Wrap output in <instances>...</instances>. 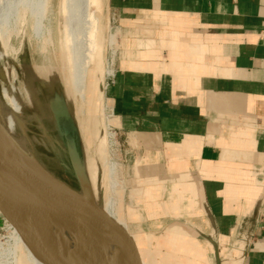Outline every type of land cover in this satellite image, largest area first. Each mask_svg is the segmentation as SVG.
<instances>
[{"label":"crops","instance_id":"crops-1","mask_svg":"<svg viewBox=\"0 0 264 264\" xmlns=\"http://www.w3.org/2000/svg\"><path fill=\"white\" fill-rule=\"evenodd\" d=\"M107 7L143 264H264V0Z\"/></svg>","mask_w":264,"mask_h":264},{"label":"rangeland","instance_id":"rangeland-1","mask_svg":"<svg viewBox=\"0 0 264 264\" xmlns=\"http://www.w3.org/2000/svg\"><path fill=\"white\" fill-rule=\"evenodd\" d=\"M61 1L44 0L46 16L42 19L40 34L33 33L30 25L26 24L16 36H9L8 47L2 49L6 52L0 55V69L10 63L11 71L10 77L8 74L6 76V82L0 79V100L5 113L21 127L24 148L53 177L79 192L69 166L61 129L56 123L60 114L57 113V108L61 114L68 115L76 129L79 150L88 174L89 168L91 169L90 181L96 203L129 233L143 264L144 256L138 235L143 233L129 231L130 226L123 216L130 204L128 196L130 183L134 179L132 166L136 150L131 147L128 135L122 133L110 101L105 95L108 82L114 76L117 57L112 41L115 17L107 7V0H100V5L94 8L95 10L92 9L97 27L88 39L82 94L76 95L80 99L75 96L77 101L74 99L72 105L73 98L69 87L66 86L68 81L64 79L67 78V67L61 45ZM45 29H49L48 33ZM45 36L48 39H44ZM56 97L59 102H56ZM79 100L84 102L80 116L76 110ZM74 112L77 117H82L83 121L89 118L88 132L80 130L86 123L78 122ZM142 192L146 197L144 187ZM128 215L132 213L129 212ZM14 229L16 228L7 222L5 227L1 225L0 241L5 240L7 232L12 233V230V235L15 236ZM167 232L158 237L166 236ZM113 257L114 264H122L114 252Z\"/></svg>","mask_w":264,"mask_h":264},{"label":"water","instance_id":"water-1","mask_svg":"<svg viewBox=\"0 0 264 264\" xmlns=\"http://www.w3.org/2000/svg\"><path fill=\"white\" fill-rule=\"evenodd\" d=\"M59 110L56 123L79 192L53 177L0 125L2 225L10 223L24 241L63 264H107L102 252L106 247L123 264H141L132 237L95 202L76 129Z\"/></svg>","mask_w":264,"mask_h":264},{"label":"bare ground","instance_id":"bare-ground-1","mask_svg":"<svg viewBox=\"0 0 264 264\" xmlns=\"http://www.w3.org/2000/svg\"><path fill=\"white\" fill-rule=\"evenodd\" d=\"M61 3L63 14L61 45L65 60L63 61L67 67V78L64 79H67L68 81H66L68 83L66 86L69 87V92L72 95L73 102L76 95L82 94L81 90L85 84L88 39L90 36H92V33L97 27L92 9L100 5V0H62ZM45 16L46 9L44 8V0H0V55L6 52L2 51V49L8 47L10 40L9 36L13 34L16 36V34L20 33L24 29L26 24L30 25L31 31L33 33L37 35L40 34L42 31V19ZM46 31L48 33L49 29ZM45 38H47V36H45L44 39ZM9 64H5L6 66L2 68L3 70L0 69V79L4 82H6L5 80L7 74L9 76V72L11 71V66ZM5 86H7V84ZM77 99H80V97ZM72 105H74V102ZM83 105V101H80L77 104L76 110L79 111L77 112L79 116L82 113ZM72 108L75 111L74 106H72ZM74 115H76V112H74ZM82 119V117H77L78 122L80 121V123H86H83L85 127H82V125L80 130L83 129L88 132V129L90 130V125L88 122L89 118H86L87 121H83ZM0 125L20 147L24 148L23 138L20 131L21 127L17 125V123H15L8 114L5 113L1 100ZM80 125L81 124H79V126ZM85 131L84 133H86ZM86 173L90 181L92 179L91 169L89 168V174L87 170ZM95 202H97L96 199ZM14 230L15 236L12 235V230V233L7 232L5 240L0 241V264H63L55 257L35 248L28 242L24 241L17 229ZM100 242L101 245L105 243L101 239ZM102 252L107 264H114L113 250L106 247L102 249ZM120 261L123 264V260Z\"/></svg>","mask_w":264,"mask_h":264}]
</instances>
